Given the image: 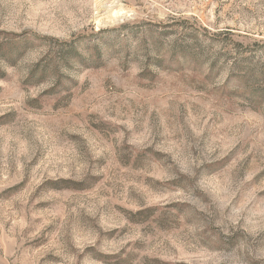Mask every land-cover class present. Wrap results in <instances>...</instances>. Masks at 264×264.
Returning <instances> with one entry per match:
<instances>
[{"label":"rangeland","instance_id":"obj_1","mask_svg":"<svg viewBox=\"0 0 264 264\" xmlns=\"http://www.w3.org/2000/svg\"><path fill=\"white\" fill-rule=\"evenodd\" d=\"M0 264H264V0H0Z\"/></svg>","mask_w":264,"mask_h":264}]
</instances>
